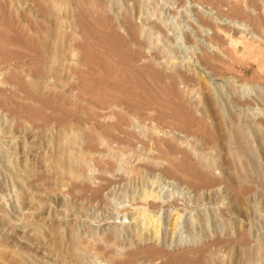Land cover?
I'll return each instance as SVG.
<instances>
[{"label":"rangeland","instance_id":"obj_1","mask_svg":"<svg viewBox=\"0 0 264 264\" xmlns=\"http://www.w3.org/2000/svg\"><path fill=\"white\" fill-rule=\"evenodd\" d=\"M143 1L100 0L104 11H98L90 4L84 5L85 12L82 23L84 31L82 32L73 20V0H68V2L67 0H0V64L3 65L0 66L2 67L0 68V90L4 93V100H0V107L9 113L8 116L0 118V264H106L107 262V264H114L112 261L114 254L107 255L95 248L92 249L93 244L95 246L102 243L110 233L114 234L112 243L115 252L118 250L124 252L132 246H137L138 243H150V241L144 242V240H151L150 236L148 238L145 234L142 236V234L133 232L135 229L134 225L132 226L129 207L140 199L144 190L155 179H161L157 191L164 197L174 195L185 199L190 198L188 200L191 201V206L181 211L182 217L177 227L170 225L171 217L166 209L155 211L164 229H162L163 233L161 232L160 239L155 243L160 248L165 246L164 249L168 253L170 252V255L158 257L157 263L264 264V129L250 127V122H248L253 117L264 116V86H261V83L264 85V76L261 80H255L256 85L251 83V87L249 84L247 88H238L228 81L230 76L237 74L248 78L254 77L255 71L259 70V64L253 63L250 59L241 58L234 63L225 59L212 66L208 65L212 71H219L218 77H212L209 71L198 67L196 70L202 78L197 80V83L190 81L184 84L190 89L188 101L190 99V102L193 103L192 109L186 107L181 102V98L177 101L172 96L173 91L164 73L170 71L176 61L184 65L187 60L193 57L187 34L191 30L189 24H191V18H194V13L190 8L176 5V0H158L160 3L156 0H146L145 3ZM239 2L243 5L247 4L246 0H239ZM32 8L34 9L32 10ZM70 10L72 14L68 12ZM180 10L181 12H179ZM123 14L127 15L136 27L139 25L136 28L139 33H137L138 42L132 41L123 28L121 24ZM137 14L140 15L137 17ZM68 15H72V20ZM150 15L154 16L152 20L159 19V21L165 22V27L163 26L165 31L156 35V32L151 30L148 20ZM78 29L81 30V33ZM4 31L6 34L3 36ZM68 31L72 33L70 34ZM95 32H98L97 35ZM124 32L126 33L124 34ZM73 33L77 36L81 35V38H76ZM74 36L76 39L85 40L87 60L90 62L87 63L81 78L75 69L81 66L79 62L82 61L83 51L74 45L76 41ZM68 43L71 45L69 46ZM73 45L77 50L72 47ZM67 46H69L68 50H66ZM70 47L72 48L70 49ZM153 49L155 51H152ZM111 50L112 52H110ZM145 54H148L146 56L148 66L136 69L133 63L136 59L144 57ZM71 62L72 65H70ZM72 69L73 71H71ZM157 70L159 71L156 72ZM66 73L68 77H66ZM118 73L119 75H117ZM74 74H77V77ZM67 79H71V81ZM103 79L104 82H102ZM127 84L129 86H125ZM75 88L78 89L74 91ZM99 88L102 89V92ZM80 89L81 91H79ZM57 93L61 96H58ZM81 93L86 95L87 101L91 98L88 102L95 105L109 101L115 107L119 106V109L128 106L145 108L153 106L152 109L155 110L154 114L156 115L155 126L165 131L166 129L171 131L172 136L167 135V138L177 142L181 151L185 148L184 151L190 154L191 160L186 159L182 166L191 168L192 163L201 167L212 165L210 167L215 174L219 175L218 177L221 176L224 181L221 190L210 194H187L190 191L182 190L180 186L168 183V179L161 171H150L143 166L140 167L137 163L139 160L136 158H140L144 153L130 148L117 149V147L113 151V148L107 147L106 152L108 153L106 154L113 163L111 171L114 178L107 183L101 198L93 199L90 193L83 191L82 178L83 175L94 178L95 164L91 163L93 164H90L91 167H84L83 164L80 166L84 134V128L80 121L85 119V114L89 111L84 108H80V111L77 108L79 104L77 101L79 102ZM232 94L239 97L244 95V98L255 94L258 95L260 103L255 105L254 109L246 107L243 112L233 113L230 110L232 107L229 105L233 98ZM191 96L194 98L193 100ZM97 97L99 98L98 103L95 100ZM207 97L217 105L215 118L209 116V110L204 106ZM110 98L111 101L108 100ZM115 112L120 113L121 111L115 109ZM170 113L172 116H167ZM235 114L238 117L234 118ZM114 121H116V117L109 120L111 123ZM200 121L208 126V130L221 133L220 137L224 142L215 148L205 149L199 143L194 142L193 136L184 138L187 134H195L194 131L199 127ZM73 124L77 126L73 127ZM137 124L132 122L136 129L133 130L139 136L142 134L144 137L152 131L149 127L152 124H142V126L138 124L140 127ZM80 129L81 131H78ZM114 153L116 156H112ZM130 153L133 154L129 156ZM178 155L179 160H182L183 153ZM148 156L153 159L161 157L158 154ZM114 158L118 159L113 160ZM92 168L93 171H91ZM78 175L81 176V179L78 178ZM233 187L243 189L244 193L239 195L240 198L239 196L235 197L232 191ZM28 222L31 226L28 225ZM217 236L224 238L227 242L207 248V241ZM241 236L244 238L243 241L240 239ZM142 237L143 241H141ZM230 238L232 239L230 240ZM216 246L217 249L214 248ZM89 248L92 249V252ZM197 248L198 250H196ZM203 248L204 250H202ZM208 250L209 253H207ZM188 251L189 253H187ZM108 258L109 260H107ZM167 258L168 260H166ZM151 259L149 262L156 260ZM161 260L163 261L161 262Z\"/></svg>","mask_w":264,"mask_h":264},{"label":"bare ground","instance_id":"obj_2","mask_svg":"<svg viewBox=\"0 0 264 264\" xmlns=\"http://www.w3.org/2000/svg\"><path fill=\"white\" fill-rule=\"evenodd\" d=\"M100 0H73V6H74V13L72 14L71 10L68 11L69 13L71 12V14L74 17V21L76 22L77 26H79V28L82 30V32L84 31L82 29V23H83V13L85 12L83 9L84 5L86 4H90L92 5L96 10L98 9V11H102L103 5L100 4L99 2ZM146 1V0H144ZM143 1V2H144ZM149 1V0H148ZM147 1V2H148ZM158 1V0H156ZM169 1V0H168ZM172 1V0H171ZM242 1V0H241ZM247 4L245 3V5H243L242 3L239 2V0H176L175 4L184 8H190L192 10V12L194 13V18L190 17L191 20V24H189L191 26V30H189L190 32L187 34V37L191 43V52L193 57H191L190 60H187L186 63L184 65H181L180 63H176L174 64V67L170 69V71H166L164 73L165 78L170 86V88L173 91V95L174 98H176L177 101L180 100L181 98V102L186 106V107H190L191 109L193 108V103L190 102V99L188 101V94H189V87H185L184 84L189 83L190 81L193 82L195 81L197 83V80H200L202 78L201 75H198V70H196L198 67H202V69L204 71H209V73L213 76L218 77L219 74L217 71H212V69L208 68V65L212 66L215 63L218 62H222L223 60L227 59L229 61H231V63H234V61H238L241 58L242 59H250L253 61V63H258L259 64V70L255 71V76L252 78H248L246 76H241L239 74L237 75H232L228 78V81L233 84L234 86L238 87V88H247L248 85L250 84L251 87V83H256L255 80H258L264 76V0H246ZM27 2V1H26ZM68 2V0H67ZM165 2V1H164ZM163 2V3H164ZM5 3V2H4ZM145 3V2H144ZM158 3H160L158 1ZM27 4V3H25ZM24 4V5H25ZM70 4V2H69ZM108 4V3H107ZM110 4V3H109ZM71 5V4H70ZM26 6V5H25ZM31 6L32 3H31ZM72 6V7H73ZM166 6V5H165ZM71 7V8H72ZM138 7V6H137ZM35 8V7H34ZM32 8V10L34 9ZM153 9V8H152ZM166 9V8H165ZM23 10V9H22ZM46 10V9H45ZM94 10V9H92ZM169 10V9H168ZM104 11V10H103ZM147 11V10H146ZM25 12V11H24ZM29 13V11H27ZM106 12V11H105ZM181 12V10L179 11ZM190 12V11H189ZM114 13V12H113ZM133 13V12H132ZM138 13V12H137ZM142 13V12H141ZM140 13V14H141ZM172 13V12H171ZM26 14V12L24 13ZM36 14V13H35ZM89 14V13H88ZM96 14V13H95ZM100 14V13H98ZM137 14V17L138 15ZM145 14V13H144ZM152 14V13H151ZM177 14V13H176ZM32 15V14H31ZM72 15H68V16H72ZM104 15V14H103ZM119 15V14H118ZM142 15V14H141ZM154 15V14H153ZM150 15V17H148L149 20V26L151 28L152 31L156 32L157 34H160L163 32L164 27H165V22L159 21V19H157V21L152 20V18L154 19V16ZM175 15V14H174ZM181 15V13H180ZM91 16V15H90ZM100 16V15H99ZM106 16V14H105ZM145 16H147L145 14ZM158 16V14H157ZM160 16V15H159ZM187 16V15H186ZM189 16V15H188ZM191 16V15H190ZM38 17V16H37ZM44 17V16H43ZM97 17V16H96ZM114 17V16H113ZM119 17V16H118ZM134 17V15H133ZM91 18V17H90ZM100 18V17H99ZM115 18V17H114ZM113 18V19H114ZM147 18V17H146ZM145 18V19H146ZM162 19V17H160ZM95 19V18H94ZM112 19V17H111ZM138 20V18H136ZM10 20V19H9ZM37 20V19H36ZM67 20V19H66ZM72 20V17H71ZM100 21L102 19H99ZM106 20V19H105ZM105 20H103V22H105ZM136 20V21H137ZM92 21V18H91ZM107 21V20H106ZM165 21V20H164ZM167 21V20H166ZM111 22L113 23V21L111 20ZM115 22V21H114ZM12 23V22H11ZM141 23V22H140ZM6 24V23H4ZM8 24V23H7ZM26 24V23H25ZM31 24V23H30ZM33 24V23H32ZM69 24V21H68ZM118 24V23H116ZM121 24L123 26V28L125 29V31L127 32V34L130 36V38L132 39V41L134 42H138V36H137V27L139 26H135V24L133 23V21L127 16L124 15L121 18ZM22 25V24H21ZM20 25V26H21ZM27 25V24H26ZM90 25V24H89ZM99 25V24H98ZM97 25V26H98ZM102 25V24H101ZM105 25V24H104ZM103 26V25H102ZM101 26V27H102ZM148 26V27H149ZM164 26V27H163ZM24 27V26H22ZM100 27V26H99ZM113 27V26H112ZM141 27V26H140ZM29 28V27H28ZM115 28V26H114ZM145 28V27H144ZM149 28V31H150ZM170 28V27H169ZM14 29V28H13ZM24 29V28H23ZM27 29V28H26ZM69 29V28H68ZM103 29V28H102ZM108 29V28H107ZM106 29V30H107ZM121 29V27H120ZM81 30L78 31L81 33ZM109 30H111L109 28ZM148 30V29H147ZM44 32V30H42ZM97 31V30H95ZM102 31V30H101ZM101 31H99L101 33ZM117 31V29H116ZM114 31V32H116ZM123 31V30H122ZM139 31V30H138ZM165 31V30H164ZM168 31V30H167ZM17 32V31H16ZM22 32V31H21ZM69 32V31H68ZM75 32V29H74ZM124 32V34L126 33ZM144 32V31H142ZM171 32V31H170ZM27 33V32H26ZM70 33V32H69ZM72 33V32H71ZM70 33V34H71ZM96 33V32H95ZM98 33V32H97ZM96 33V35H97ZM5 31L3 32V36H4ZM8 34V33H7ZM74 35H76L75 33H73ZM79 34V33H78ZM94 34V33H93ZM139 34V33H138ZM171 34V33H170ZM32 35V34H31ZM86 35V34H85ZM172 35V34H171ZM170 35V37H171ZM43 36V35H42ZM84 36V35H83ZM142 36V33H141ZM140 36V37H141ZM168 36V35H166ZM80 37L81 35L77 36L76 38ZM99 38V36H96ZM126 37V36H125ZM152 37V36H151ZM164 37V36H163ZM169 37V36H168ZM167 37V38H168ZM67 38V37H66ZM71 38V37H69ZM75 38V36H74ZM75 38V39H76ZM95 38V37H93ZM119 38V36H118ZM123 38V37H122ZM121 38V39H122ZM145 38V37H143ZM22 39V38H21ZM29 39V38H28ZM74 39V41H75ZM101 39V38H100ZM114 39V38H113ZM154 39V38H153ZM163 39V38H162ZM166 39V38H165ZM73 40V39H72ZM8 41V40H7ZM22 41V40H21ZM20 41V42H21ZM91 41V40H90ZM128 41V40H127ZM152 41V40H151ZM157 41V40H156ZM23 42V41H22ZM72 42V41H71ZM69 42V43H71ZM105 42V41H104ZM119 42V40H118ZM142 42V41H141ZM145 42V41H144ZM153 42V41H152ZM179 42V41H178ZM68 43V45H69ZM76 43V44H75ZM93 43V42H92ZM120 43V42H119ZM118 43V44H119ZM125 43V42H123ZM66 44V42H65ZM98 44V43H96ZM151 44V43H150ZM67 45V44H66ZM71 45V44H70ZM69 45V46H70ZM74 45L78 48H80L83 52V56H82V61L79 62L81 63V66H79L78 68H76V73H78L80 75L79 78H81V75H83V72L85 70V68L87 67V63L89 62L87 60V55H86V51H85V47H86V42L84 39H76V41L74 42ZM72 46L74 48H76L75 46ZM89 45V44H87ZM120 45V44H119ZM146 45V44H143ZM7 46V45H6ZM5 46V47H6ZM11 46V45H9ZM67 49L68 50V47ZM98 46V45H97ZM100 46V45H99ZM127 46V45H126ZM131 46V45H130ZM162 46V45H161ZM44 47V46H43ZM70 47V49L72 48ZM138 47V46H137ZM66 48V47H65ZM73 48V49H74ZM90 48V47H89ZM111 48V47H110ZM110 48H108L110 50ZM140 48V47H139ZM146 48V47H145ZM157 48V47H156ZM155 48V49H156ZM32 49V48H31ZM69 49V50H70ZM101 49V48H100ZM112 49V48H111ZM155 49H153L152 51H155ZM163 50V48H161ZM65 50V51H66ZM77 50V48H76ZM89 50V49H88ZM140 50V49H139ZM147 52V49H145ZM158 50V49H157ZM45 51V50H44ZM94 51V50H93ZM108 51V50H107ZM69 52V51H68ZM77 52V51H76ZM89 52V51H88ZM96 52V51H95ZM109 52V51H108ZM112 52V50L110 51ZM7 53V52H6ZM160 53V52H159ZM46 54V53H45ZM102 54V53H101ZM139 54V53H138ZM149 54V53H148ZM147 54V55H148ZM67 55V54H66ZM74 55H76L74 53ZM92 55V54H91ZM95 55V54H94ZM103 55V54H102ZM140 55V54H139ZM144 55V54H143ZM145 54L144 57L136 59L135 62L133 63V66L139 70V68L144 67V66H148V58ZM5 56V55H4ZM73 56V55H72ZM105 56V55H103ZM189 56V55H188ZM261 56V59H260ZM77 57V55H76ZM79 57V56H78ZM137 57V56H136ZM149 57V56H148ZM152 56H150L149 58H151ZM173 57V56H172ZM184 57V56H183ZM70 58V57H69ZM75 58V56H74ZM73 58V59H74ZM107 58V57H106ZM155 58V57H153ZM65 59V57H64ZM90 59V58H88ZM101 59V58H100ZM99 59V60H100ZM109 60V58H107ZM163 59V58H160ZM174 59V58H173ZM177 59V58H176ZM184 59V58H183ZM187 59V58H186ZM185 59V60H186ZM15 60V59H14ZM13 60V61H14ZM48 60V59H47ZM105 60V59H104ZM111 60V58H110ZM154 60V59H153ZM170 60V59H169ZM181 60V59H180ZM184 60V61H185ZM21 61V60H20ZM35 61V60H34ZM102 61V60H101ZM168 61V60H167ZM174 61V60H172ZM251 61V62H252ZM32 62V61H31ZM68 62V61H67ZM77 62V61H76ZM75 62V63H76ZM104 62V61H103ZM106 62V61H105ZM152 62V61H151ZM156 62V61H154ZM166 62V60H165ZM170 62V61H169ZM168 62V63H169ZM90 63V62H89ZM167 63V62H166ZM165 63V64H166ZM261 63V64H260ZM5 64V63H4ZM74 64V63H73ZM77 64V63H76ZM101 64V63H100ZM105 64V63H104ZM127 64V63H126ZM130 64V63H129ZM152 64V63H151ZM158 64V63H157ZM161 64V63H160ZM164 64V63H162ZM72 65V62L71 64ZM103 65V64H102ZM111 65V64H110ZM150 65V64H149ZM153 65V64H152ZM155 65V63H154ZM167 65V64H166ZM172 65V64H171ZM250 65V64H249ZM0 66H3L0 64ZM92 66V65H91ZM96 66V65H95ZM129 66V65H127ZM158 66V65H156ZM219 66V65H218ZM168 67V65L166 66ZM2 68V67H0ZM42 68V67H41ZM110 68V67H109ZM113 68V67H111ZM132 68V66H131ZM150 68V67H149ZM157 68V67H156ZM160 68V67H159ZM165 68V67H163ZM66 69V68H65ZM99 69V68H98ZM108 69V68H107ZM142 69V68H141ZM140 69V70H141ZM223 69V68H222ZM2 70V69H1ZM42 70V69H41ZM70 71V68L68 69ZM119 70V69H118ZM150 70V69H148ZM156 70V69H155ZM73 71V69L71 70ZM102 71V70H101ZM110 71V70H108ZM107 71V72H108ZM112 71V70H111ZM115 71V69H114ZM128 71V70H127ZM133 71V70H132ZM144 71V69H143ZM159 70H157L156 72H158ZM163 71V70H162ZM3 72V71H2ZM44 72V71H43ZM116 72V71H115ZM119 72V71H118ZM249 72V71H248ZM68 73V72H67ZM66 73V75H67ZM103 73V72H101ZM109 73V72H108ZM117 73V72H116ZM130 73V72H129ZM133 73V72H132ZM143 73V72H142ZM153 73V72H152ZM221 73V70H220ZM17 74V72H16ZM47 74V73H46ZM45 74V75H46ZM145 74V73H144ZM222 74V73H221ZM69 75V73H68ZM68 75L66 77H68ZM75 77H77V74H74ZM99 75V74H98ZM111 75V74H110ZM115 75V73H114ZM113 75V77H114ZM119 75V73L117 74ZM123 75V74H122ZM155 76V74H153ZM247 75V74H246ZM94 76H96V74H94ZM104 76V74H103ZM116 76V75H115ZM135 76V75H133ZM36 77V76H35ZM39 77V76H38ZM45 77V76H44ZM74 77V78H75ZM127 77V76H125ZM164 77V76H163ZM11 78V76H10ZM73 78V77H72ZM100 78V76H99ZM106 78V77H105ZM108 78V77H107ZM106 78V79H107ZM119 78V76H118ZM121 78V77H120ZM136 78V77H135ZM149 78V77H147ZM66 79V78H65ZM105 79V80H106ZM110 80V78H108ZM123 79V77H122ZM129 79V77H128ZM156 79V78H155ZM162 79V78H161ZM40 80V79H39ZM69 80V79H67ZM73 80V79H72ZM154 80V79H153ZM165 80V79H164ZM163 80V81H164ZM2 81V80H1ZM63 81V80H62ZM71 81V79L69 80ZM112 81V80H110ZM126 81V80H125ZM158 81V80H157ZM203 81V80H202ZM4 82V81H2ZM90 82V81H89ZM104 82V79L103 81ZM121 82V81H120ZM156 82V81H155ZM199 82V81H198ZM43 83V82H42ZM94 83V82H93ZM92 83V84H93ZM164 83V82H163ZM207 83V82H206ZM1 84V83H0ZM5 84V83H4ZM69 84V83H68ZM66 84V85H68ZM89 84V83H88ZM124 84V83H123ZM132 84V83H131ZM137 84V83H136ZM159 84V83H158ZM208 84V83H207ZM257 84V83H256ZM255 84V85H256ZM108 85V84H107ZM117 85V84H115ZM134 85V83H133ZM198 85V84H197ZM253 85V84H252ZM260 85V84H259ZM62 86V85H61ZM92 86V85H91ZM90 86V87H91ZM105 86V85H104ZM125 86H129L128 84ZM165 86V85H164ZM254 86V85H253ZM261 86L262 85L261 83ZM28 87V86H27ZM48 87V86H47ZM51 87V86H50ZM63 87V86H62ZM61 87V88H62ZM68 87V86H67ZM77 87V86H76ZM94 87V86H93ZM121 87V86H120ZM234 87V88H236ZM249 87V88H250ZM255 87V86H254ZM40 88V87H39ZM65 88V87H64ZM63 88V89H64ZM80 88V87H79ZM125 88V87H124ZM128 88V87H127ZM248 88V89H249ZM55 89V88H54ZM75 88L74 91H76ZM88 89V88H86ZM97 89V88H94ZM93 89V90H94ZM135 89V88H134ZM259 89V88H258ZM42 90V88H41ZM100 92H102L100 89ZM132 90V89H130ZM245 90V89H244ZM55 91V90H54ZM81 91V89L79 90ZM110 91V90H109ZM137 91V90H135ZM207 91V90H206ZM232 91V90H231ZM248 91V90H247ZM83 92V91H82ZM98 92V91H97ZM106 93V91H104ZM108 92V91H107ZM233 92V91H232ZM231 92V93H232ZM240 92V91H239ZM22 93V92H21ZM50 93V92H49ZM85 93V91H84ZM81 93L80 94V98H79V102L77 101V108H79V110L81 111L82 108L84 109H88V113L86 112L85 114V119L80 121V124L83 125L84 128V134H83V138H82V145L83 147L81 148V160H80V166H82V164L85 166H90L91 163L95 164V174L91 173L94 175V178H88V176L83 175V186H84V190L88 193L91 194L93 199H98L101 198V194L103 192V190L106 188V185L108 182L111 181V179H113V172L111 171L113 169V163L111 162L110 159L107 158V154L108 152H106V148L107 147H111L113 148V151L115 150L114 148L117 147V149H124V148H130L133 149L135 151H139L140 153H144L140 158H136L137 163L140 167L143 166V168H146L150 171H156L159 170L161 171V173L166 177V179H168V183L171 184H176L177 186H180L182 190L185 191H190L187 192V194L190 193H194L195 195H199L202 193H206V194H210L214 191H220L222 188V185L224 184V181L221 179V176L218 177L217 174H215V172L213 171V169L210 166H199L196 165L194 163H192L193 165L191 166V168H186L182 166L183 161H185L186 159L191 160L190 154L187 151H181L178 147V145L175 143V141H171L167 138V135L172 136L171 131H166L162 130V128H159L158 126H155V121H156V115L155 110L152 109L153 106H151L152 108H145V107H129L127 104V108H121L119 109V106H114L112 103H110L109 101L106 103H102V104H92L89 103L88 101L91 100V98H89L90 100H86L85 98V94ZM104 93V94H105ZM131 93V92H130ZM172 93V92H171ZM230 93V92H229ZM255 93V92H254ZM58 94V93H57ZM65 94V93H64ZM75 94V93H74ZM111 94V93H110ZM114 94V93H113ZM132 94V93H131ZM165 94V93H164ZM238 94V93H237ZM253 94V93H252ZM60 94H58L59 96ZM135 95V94H134ZM170 95V94H169ZM187 95V96H186ZM190 95V94H189ZM193 95V94H192ZM233 95L232 101H231V105L230 110L231 112L233 111V113H240L243 112V110L245 111V108H253L255 105H259L260 101L258 98V95L255 96L254 95H250L247 98H244V95H241L242 97H239L238 95ZM61 96V95H60ZM132 96V95H131ZM195 96V95H194ZM263 96H264V92H263ZM28 97V96H27ZM25 97V98H27ZM38 97V96H37ZM64 97V95H63ZM73 97V96H72ZM118 97V96H117ZM133 97V96H132ZM136 97V96H135ZM139 97V96H137ZM146 97V95H145ZM192 97V96H191ZM261 97V96H259ZM61 98V97H60ZM104 98V97H103ZM106 98V97H105ZM108 98V97H107ZM11 99V98H9ZM48 99V98H47ZM66 99V98H65ZM93 99V98H92ZM113 99V98H112ZM117 99V98H116ZM141 100L140 98H136ZM192 100L194 99L193 97L191 98ZM262 99V98H261ZM0 100H4V93L2 90H0ZM34 100V99H33ZM74 100V97H73ZM98 103L99 98L97 97V99H95ZM101 100V99H100ZM111 101V98L108 99ZM196 100V99H195ZM18 101V100H17ZM30 101V100H29ZM59 101V100H58ZM105 101V100H104ZM15 102V101H14ZM68 102V101H67ZM101 102V101H100ZM117 102V101H116ZM126 102V101H125ZM174 102V101H173ZM195 102V101H192ZM198 102V101H197ZM262 102V101H261ZM127 103V102H126ZM132 103V102H131ZM130 103V104H131ZM175 103V102H174ZM219 103V102H218ZM4 104V103H3ZM32 104V103H31ZM136 104V102H135ZM133 104V105H135ZM142 104V103H141ZM147 104V103H146ZM220 104V103H219ZM9 105V104H8ZM18 105V104H17ZM29 105V104H28ZM33 105V104H32ZM61 105V104H60ZM88 105V106H87ZM153 105L156 106V104L153 103ZM170 105V104H169ZM222 105V104H220ZM228 105V106H229ZM70 106V104H69ZM136 106V105H135ZM179 107H181L180 105H178ZM195 106V105H194ZM204 106L209 110V116L211 118H215L214 116L216 115L215 110H216V103H214L213 101H211L208 97L206 98L205 102H204ZM219 106V105H218ZM25 107V106H24ZM62 107V106H61ZM122 107V106H121ZM157 107V106H156ZM185 107V108H186ZM198 107V106H197ZM223 107V106H222ZM8 108V107H7ZM81 108V109H80ZM159 108V107H158ZM219 108V107H218ZM221 108V107H220ZM115 109H117V111H121L120 113H116ZM161 109V108H160ZM184 109V108H183ZM195 109V107H194ZM254 109V108H253ZM11 110V109H10ZM66 110V109H65ZM47 111V110H46ZM79 111V112H80ZM165 111V110H164ZM168 111V110H167ZM72 112V111H71ZM163 112V111H162ZM186 112V111H185ZM189 112V111H188ZM15 113V112H14ZM59 113V112H58ZM85 113V112H84ZM175 113V112H174ZM232 113V115H233ZM248 113V112H247ZM31 114V113H30ZM157 114V113H156ZM194 114V113H193ZM253 114V113H252ZM9 113L7 112L6 109H4L3 107H0V118H4L6 116H8ZM15 115V114H13ZM78 115V114H77ZM165 115V114H164ZM170 116V114H167V116ZM177 115V114H176ZM187 115V113H186ZM198 115V113H197ZM195 115V116H197ZM205 115V114H204ZM11 116V115H10ZM115 119L116 117V121H114V123L109 122V120H111L113 117ZM160 116V115H159ZM172 116V115H171ZM178 116V115H177ZM207 116V115H206ZM257 116V115H256ZM14 117V116H13ZM19 117V116H18ZM79 117V116H78ZM189 117V116H188ZM238 117L237 114L234 115V118ZM42 118V117H41ZM159 118V117H158ZM162 118V117H161ZM191 118V117H190ZM204 118V117H203ZM240 118V117H239ZM247 118V117H246ZM251 118V117H250ZM13 119V118H12ZM16 119V118H14ZM34 119V118H33ZM60 119V118H59ZM81 119V118H80ZM201 119V118H200ZM243 119V118H242ZM6 120V119H5ZM40 120V119H39ZM53 120V119H52ZM62 120V119H61ZM77 120V118H76ZM205 120V119H204ZM248 120V119H247ZM7 121V120H6ZM20 121V120H19ZM34 121V120H33ZM56 121V120H55ZM195 121V120H194ZM207 121V119H206ZM240 121V120H239ZM243 121V120H242ZM245 121V120H244ZM5 122V121H2ZM1 122V123H2ZM77 122V121H76ZM132 122L134 123H138V124H147L150 125L152 124V126H149L150 129L152 130L150 132V134H146L144 137H142V134L139 136L136 134V132L133 130L135 129L134 126L132 125ZM163 122V120H162ZM166 122V121H164ZM201 122V121H200ZM249 126L250 127H262V129H264V116L261 117H253V119H249L248 120ZM22 123V122H21ZM55 123V122H54ZM198 123V126L196 131H194L195 134H187L186 137L184 136V138H189L191 136H193L194 142L199 143L203 148L205 149H211V148H215L217 145H220V143L224 142L222 137H220V134L217 132H213L210 131V129L208 130V126ZM206 123V122H205ZM242 123V122H241ZM57 124V123H56ZM66 124V123H65ZM137 124V125H138ZM161 124V123H160ZM163 124V123H162ZM166 124V123H165ZM244 124V123H243ZM14 125V124H13ZM53 125V124H52ZM51 125V126H52ZM58 125V124H57ZM75 124H73L74 127ZM135 125V124H134ZM158 125V124H157ZM77 126V125H75ZM166 126V125H165ZM172 126V124H171ZM170 126V127H171ZM138 127H140L138 125ZM145 127V126H143ZM161 127V126H160ZM183 127V126H182ZM189 127V126H188ZM192 127V126H191ZM60 128V127H59ZM77 128V127H76ZM75 128V129H76ZM79 128V127H78ZM168 128V127H167ZM176 129V128H175ZM174 129V130H175ZM184 129V128H182ZM136 130V129H135ZM143 130V129H141ZM140 130V131H141ZM147 130V129H146ZM145 130V132H146ZM169 130V128H168ZM186 130V129H184ZM78 131H81L78 130ZM150 131V130H149ZM180 131V130H179ZM187 131V130H186ZM185 131V132H186ZM189 131V130H188ZM192 131V130H191ZM215 131V130H214ZM32 132V131H31ZM173 132V131H172ZM176 132V131H175ZM178 132V131H177ZM182 132V131H181ZM180 132V133H181ZM220 132V131H219ZM144 133V132H143ZM183 133V132H182ZM145 134V133H144ZM143 134V135H144ZM174 135H176L174 133ZM178 135V134H177ZM180 136V135H179ZM182 136V138H183ZM171 138V137H170ZM175 138V137H174ZM181 138V139H182ZM176 139V138H175ZM180 139V140H181ZM182 141V140H181ZM192 141V140H191ZM193 142V143H194ZM179 143V142H178ZM227 143V142H226ZM182 143L180 142V145ZM187 144V143H186ZM189 145V143H188ZM224 145V144H222ZM132 150V151H133ZM188 150V149H187ZM223 150V149H222ZM80 151V150H79ZM112 151V153H113ZM121 151V150H120ZM181 151V152H180ZM210 151V150H209ZM122 152V151H121ZM116 153V151H115ZM114 153V154H115ZM180 153H183L182 160H179V155ZM193 153V152H192ZM194 153H196L194 151ZM112 156H116L115 155ZM130 153L129 156H131ZM136 154H138L136 152ZM134 154V155H136ZM158 154L161 157L157 158V159H153L151 158V156L148 155H155ZM229 155V153H227ZM79 155V154H78ZM110 155V154H109ZM139 155V154H138ZM137 155V156H138ZM121 156V155H120ZM78 157V156H77ZM144 157V158H142ZM157 157V156H156ZM122 158V157H121ZM118 159V158H116ZM115 158L113 160H116ZM130 159V158H129ZM121 160V159H120ZM127 160V159H126ZM125 160V161H126ZM220 160V159H219ZM218 160V161H219ZM115 162V161H114ZM131 162V161H130ZM206 162V161H205ZM78 163V162H77ZM207 163V162H206ZM119 164V163H118ZM131 164V163H130ZM209 164V162L207 163ZM93 165V164H91ZM135 165V164H134ZM118 166V165H117ZM126 166V165H125ZM128 168V167H126ZM118 169V168H117ZM124 169V168H123ZM81 170V169H79ZM87 171V170H86ZM93 171V168L92 170ZM73 172V171H72ZM80 172V171H79ZM78 172V173H79ZM130 172V170H129ZM219 172V171H218ZM71 173V172H70ZM86 173V172H85ZM88 173V172H87ZM90 174V171H89ZM125 174V173H124ZM127 174V172H126ZM72 175V174H71ZM87 175V174H86ZM32 176V175H31ZM79 176V175H78ZM127 176V175H126ZM129 176V175H128ZM71 178V177H70ZM73 178V177H72ZM79 179H81V176L78 177ZM41 179V178H40ZM77 179V178H75ZM160 181L161 179H155L152 180L151 184L149 185L148 188H146L143 192V194L141 195L140 199L136 202H134L129 208V213L131 214V221H132V226L134 225V229L135 231L133 232H137V234H142V236H150V238H152L151 240H144V242L146 241H150V243L147 244H143V243H138L137 246L135 247H131L130 249L124 251V252H115L114 248H113V235L112 233L108 234L106 239L103 240L102 243L95 245L93 244V248H95L96 250H98L99 252H104L105 254H109L112 255L114 254L113 257V262L114 264H159L156 261L159 259L158 257L164 256V255H168V251H166V249H164V247L160 248L158 247L155 243L156 241H158L160 239L163 229L162 226V222L160 220V218L157 216V214L155 213V211L157 210H161V209H166L171 217V223L170 225L172 226H176L180 220V218L182 217V213L181 211L184 209L189 208V206H191V201L182 197H175L174 195H170L167 197H164L163 195H161V193L159 191H157V189L160 186ZM72 183V182H71ZM77 186V185H76ZM79 186V185H78ZM82 186V187H83ZM64 188V187H63ZM80 188V187H79ZM65 189V188H64ZM77 189V188H76ZM63 191V189H62ZM66 191V190H65ZM232 191L234 192L235 197L239 196L240 194H243V189L240 187H233ZM63 193V192H62ZM183 195V194H182ZM240 198V196H239ZM235 199V198H234ZM137 200V199H136ZM128 209V208H127ZM21 212V211H20ZM23 213V212H21ZM128 213V211H127ZM25 214V212L23 213ZM22 214V215H23ZM129 214V215H130ZM128 215V216H129ZM129 221V220H128ZM124 223V222H123ZM122 223V224H123ZM131 224V222H129ZM180 223V222H179ZM166 224V223H165ZM29 225V222H28ZM31 226V225H29ZM115 226V225H114ZM124 226H126L124 224ZM130 226V225H129ZM128 226V227H129ZM175 227V228H176ZM112 228V227H111ZM116 228V227H115ZM126 228V227H125ZM114 229V228H113ZM117 229V228H116ZM121 229V228H119ZM131 229V228H130ZM133 229V228H132ZM131 229V230H132ZM164 230V229H163ZM167 230V228H166ZM111 232V231H110ZM162 232V233H161ZM165 232V231H164ZM119 233V232H118ZM117 233V234H118ZM134 233V234H135ZM171 233V232H170ZM145 234V235H144ZM166 234V233H165ZM217 234V233H216ZM103 235V234H102ZM139 236V235H138ZM103 237V236H102ZM119 237V236H118ZM117 237V238H118ZM116 238V239H117ZM146 238V237H145ZM147 238V239H148ZM228 238V237H227ZM82 239V238H81ZM115 239V241H116ZM143 237L141 238V241ZM156 239V240H154ZM232 238H230L231 240ZM242 241L244 240L243 236H241L240 238ZM80 240V239H79ZM78 240V241H79ZM82 240H87V239H82ZM81 240V241H82ZM90 240V239H89ZM102 240V239H101ZM118 240V239H117ZM206 240V239H205ZM80 241V242H81ZM117 242V241H116ZM163 242V241H162ZM206 242V241H203ZM227 241L222 238V237H213V239H209V241H207L206 243V247H211L213 245H220L223 243H226ZM96 243V242H95ZM135 243V242H134ZM202 243V242H201ZM118 244V243H117ZM161 244V243H159ZM167 245V243H165ZM90 245V244H89ZM175 245V244H174ZM173 245V246H174ZM119 246V245H117ZM116 246V247H117ZM124 246V245H123ZM128 246V245H127ZM131 246V245H130ZM129 246V247H130ZM161 246V245H160ZM172 246V245H171ZM170 246V247H171ZM200 246V245H199ZM91 247V246H89ZM115 247V248H116ZM121 247V246H120ZM119 247V248H120ZM167 247H169V245H167ZM205 247V248H206ZM128 248V247H127ZM182 248V247H181ZM200 248V247H199ZM215 249H217V246L214 247ZM222 248V247H221ZM87 249V248H86ZM91 249V248H89ZM91 249V252H92ZM171 249V248H170ZM187 249V247H186ZM185 249V250H186ZM213 249V247H212ZM95 250V251H96ZM180 250V249H179ZM198 250V248L196 249ZM204 250V248L202 249ZM211 250V249H210ZM94 251V250H93ZM191 251V250H190ZM181 252V251H180ZM195 252V250H194ZM211 252V251H210ZM83 253V252H82ZM172 253V252H171ZM173 253H175L173 251ZM183 253V252H181ZM189 253V251L187 252ZM196 253V252H195ZM207 253H209V250L207 251ZM186 254V253H185ZM191 254V252H190ZM203 254V253H202ZM201 254V255H202ZM85 255V254H84ZM170 255V254H169ZM196 256H198L197 254H195ZM195 256V257H196ZM205 256V255H204ZM97 257L98 254H97ZM189 257V256H188ZM91 258V256H90ZM95 258V257H94ZM110 258V257H109ZM109 258L107 260H109ZM156 259L153 261L149 262V259ZM178 258V257H177ZM97 259V258H96ZM162 259V258H161ZM90 260V259H89ZM99 260V259H97ZM148 260V261H147ZM152 260V259H151ZM168 260V258L166 259ZM175 260V259H174ZM186 260V259H185ZM100 261V260H99ZM105 261V260H104ZM111 261V260H110ZM109 261V262H110ZM163 260H161L162 262ZM183 261V260H182ZM92 262V261H91ZM108 263V262H107ZM106 263V264H107ZM171 263V262H170ZM175 263V262H173ZM193 263V262H192ZM190 263V264H192ZM17 264V263H16ZM95 264V263H94ZM102 264V263H100ZM180 264V262H179ZM185 264V263H184ZM189 264V263H188ZM196 264V263H195Z\"/></svg>","mask_w":264,"mask_h":264}]
</instances>
